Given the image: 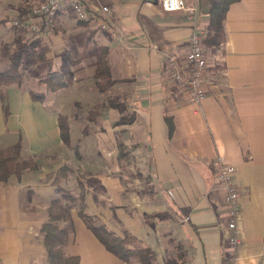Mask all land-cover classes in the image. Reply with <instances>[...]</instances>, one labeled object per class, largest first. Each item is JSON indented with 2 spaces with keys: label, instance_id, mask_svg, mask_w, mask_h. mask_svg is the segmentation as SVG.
Wrapping results in <instances>:
<instances>
[{
  "label": "crops",
  "instance_id": "crops-1",
  "mask_svg": "<svg viewBox=\"0 0 264 264\" xmlns=\"http://www.w3.org/2000/svg\"><path fill=\"white\" fill-rule=\"evenodd\" d=\"M16 1L7 8L24 2ZM85 1L108 7L105 14L90 11L89 19L77 20L86 43L95 41L97 52L101 45L108 48L116 82L97 102L114 96L121 106L88 117L87 128L65 144L57 103L31 98L25 85L0 88V147L21 140L22 154L38 164L0 185V264H49L41 226L56 170L64 164L72 171L62 184L75 195L83 177L101 180L106 190L101 201L84 188L85 211L120 235L136 236L152 251L149 264H264V0L229 4L224 42L205 48L200 104L177 88L167 68L168 53L181 60L188 50L193 24L186 13L165 11L160 0ZM209 3L198 1L197 22L204 32ZM103 15L115 35L99 27ZM66 17L63 8L51 19L57 50L64 48L65 34L77 32ZM95 56L83 61L91 62L92 73ZM119 143L125 154H119ZM78 144L90 149L89 158L75 154ZM218 155L235 167L240 194L235 259L227 253L231 231L212 165ZM72 203L71 216L79 215L77 201ZM71 222L64 251L74 257L72 264H139L107 250L83 219Z\"/></svg>",
  "mask_w": 264,
  "mask_h": 264
},
{
  "label": "trees",
  "instance_id": "trees-1",
  "mask_svg": "<svg viewBox=\"0 0 264 264\" xmlns=\"http://www.w3.org/2000/svg\"><path fill=\"white\" fill-rule=\"evenodd\" d=\"M233 1L235 0H210L207 10L208 23L202 37V44L205 48L212 49L224 42L223 20L229 4ZM16 9L17 12L11 20L15 32L12 39L14 48L7 55L8 66L0 70V88L11 85L17 87L23 86L21 64L24 57L31 52L30 50L34 49L38 42H40V38L26 39L23 37V33L29 30L27 28L29 19L36 15V13H33L30 4H20ZM67 10L70 17L76 18L79 22H84V20L76 17L71 8H67ZM7 21H9L8 17L0 18V24ZM43 27L44 23L41 25V31H43ZM93 74L95 77V85L101 92L106 91L116 82L110 74L108 48L105 45L99 47ZM38 82L46 86V91H37L30 88L28 92L31 98L41 101L49 93L56 92L66 85L61 73L57 70H48L44 76L38 79ZM118 106H121L119 99L114 96H109L106 98V101L96 104L90 109L88 117L94 119L110 107ZM122 120V118H119L118 122ZM58 124L62 141L65 144H70L71 127L65 114H59ZM168 126L170 130L172 123L169 119ZM118 146L119 154H122L123 146L120 143ZM37 167L38 164L35 157L24 156L22 154L21 140L0 147V185L11 175H19L24 170H34ZM71 171V167L67 164L60 166L56 170L53 180V184L55 185L54 194L47 208V219L41 226L48 263L72 264L74 262V257L67 255L64 247L68 241L69 233L73 229L71 222L72 202L77 201L79 215L107 250L126 261L130 262L132 259H135L139 264H149L153 256L152 251L148 246L142 245L136 236L127 231H124L123 235H120L106 226L98 216L85 211L84 188L88 187L93 198L96 201H101L99 197L106 192L101 180L93 175L83 177L82 180H78L81 192L75 195L71 189L62 184V181L68 177ZM60 222L66 223L61 224Z\"/></svg>",
  "mask_w": 264,
  "mask_h": 264
},
{
  "label": "rangeland",
  "instance_id": "rangeland-1",
  "mask_svg": "<svg viewBox=\"0 0 264 264\" xmlns=\"http://www.w3.org/2000/svg\"><path fill=\"white\" fill-rule=\"evenodd\" d=\"M9 1L17 2L16 0H0V18H9V21L0 24V70L8 66L7 55L14 48L12 37H14L15 32L11 20L14 14H16L17 9L15 10V4L11 8H7V2ZM24 3H28L33 7L34 0H24L23 3L18 2L17 4ZM66 19L73 24V28L77 32L65 34L62 40V42H65L64 48L57 50L53 46L55 45L52 43L53 37L50 36L53 35L54 29L52 31V21H50L44 26V30L41 31L49 37L41 39L37 46L24 57L21 71L23 74V85L37 91H46V86L39 83L38 79L44 76L48 70H57L61 73L66 85L53 92L56 94V97H53V93H49L44 102L57 103L62 114H65L67 119L75 121L78 128L76 125L74 128H71V138L74 141L76 136H79V128L82 130L83 124L88 125L91 123L87 122L90 120L88 118V111L96 104H100L97 101L102 97L101 94L103 93L94 84L95 77L92 73L91 62L83 63V61L86 62L91 59L93 61L96 57L97 44L95 41L86 43V38L81 35L79 30L81 24L78 23L76 18L66 17ZM48 25L49 27L47 28ZM37 33L39 32L29 29L28 32L23 33V37L33 39ZM78 99L81 100L77 101ZM78 145V148L77 146L75 148V154L81 153L85 159L89 158L90 149L83 147L82 144ZM67 157L73 159V155H68ZM76 219L82 220V217L72 214L71 221L75 223Z\"/></svg>",
  "mask_w": 264,
  "mask_h": 264
},
{
  "label": "built area",
  "instance_id": "built-area-1",
  "mask_svg": "<svg viewBox=\"0 0 264 264\" xmlns=\"http://www.w3.org/2000/svg\"><path fill=\"white\" fill-rule=\"evenodd\" d=\"M199 0H160V5L165 11H182L187 14L193 26L189 36L188 50L183 58L179 60L174 53L167 54V68L172 82L177 88L184 92L188 99L196 104H200L205 97L203 87V73L207 64L206 51L202 44L204 30L199 26L198 20ZM63 8H71L76 17L80 20L90 18V11H100L105 14L108 11L106 5H89L85 0H34L32 7L35 16L31 17L27 23V28L35 32L33 38H38L43 33L41 25L48 24L54 15ZM106 16L99 24L103 30H108L111 35H115V30L111 27ZM25 26V25H24ZM49 25L47 26V28ZM44 30V27H43ZM214 175L224 193L226 203V227L231 231L228 238V256L235 259L236 246L240 243L238 234V218L240 213L239 191L233 181L235 167L223 156H216L213 161Z\"/></svg>",
  "mask_w": 264,
  "mask_h": 264
}]
</instances>
